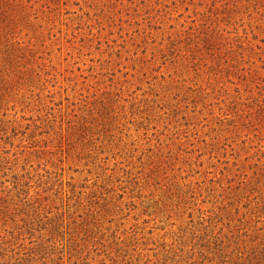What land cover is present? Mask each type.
Here are the masks:
<instances>
[{
  "label": "rangeland",
  "instance_id": "obj_1",
  "mask_svg": "<svg viewBox=\"0 0 264 264\" xmlns=\"http://www.w3.org/2000/svg\"><path fill=\"white\" fill-rule=\"evenodd\" d=\"M0 264H264V0H0Z\"/></svg>",
  "mask_w": 264,
  "mask_h": 264
}]
</instances>
